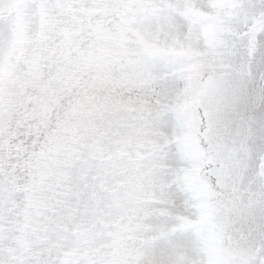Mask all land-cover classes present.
<instances>
[{
	"label": "snow or ice",
	"instance_id": "1",
	"mask_svg": "<svg viewBox=\"0 0 264 264\" xmlns=\"http://www.w3.org/2000/svg\"><path fill=\"white\" fill-rule=\"evenodd\" d=\"M0 264H264V0H0Z\"/></svg>",
	"mask_w": 264,
	"mask_h": 264
}]
</instances>
